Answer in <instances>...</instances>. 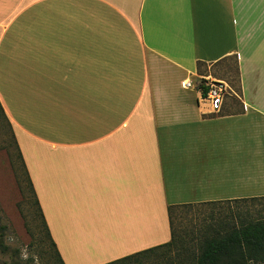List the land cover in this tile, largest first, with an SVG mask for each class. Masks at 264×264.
I'll list each match as a JSON object with an SVG mask.
<instances>
[{
	"label": "crops",
	"instance_id": "0c3cea01",
	"mask_svg": "<svg viewBox=\"0 0 264 264\" xmlns=\"http://www.w3.org/2000/svg\"><path fill=\"white\" fill-rule=\"evenodd\" d=\"M0 52L63 264L167 243L170 205L264 197V0H0ZM229 58L240 108L214 114L183 83Z\"/></svg>",
	"mask_w": 264,
	"mask_h": 264
},
{
	"label": "rangeland",
	"instance_id": "374dc122",
	"mask_svg": "<svg viewBox=\"0 0 264 264\" xmlns=\"http://www.w3.org/2000/svg\"><path fill=\"white\" fill-rule=\"evenodd\" d=\"M32 11L42 12V4L36 5V10ZM2 61L0 52V64ZM196 73V79L190 80L191 89L202 92L201 86L205 82L219 81L225 86L222 104L227 101L230 109L239 110L235 96L239 93V86L234 59H225L212 65L196 64ZM17 86L5 83L0 72V92L5 100ZM207 104L210 106L208 102ZM221 106L217 111H213L211 106L210 108L215 114L220 112ZM30 184L11 127L0 112V264H59ZM257 198L254 201L235 199L237 201L226 200L215 204H194L176 208L171 218L175 242L169 249L156 251L142 259V264H175L183 254L186 255V250L194 251L202 238L218 223L226 220L236 222L237 217L246 214L264 215V199Z\"/></svg>",
	"mask_w": 264,
	"mask_h": 264
},
{
	"label": "trees",
	"instance_id": "16d2710c",
	"mask_svg": "<svg viewBox=\"0 0 264 264\" xmlns=\"http://www.w3.org/2000/svg\"><path fill=\"white\" fill-rule=\"evenodd\" d=\"M198 64L204 65V63H198ZM236 72H237V67H236ZM237 80H238V72H237ZM204 82L205 81H202V83ZM238 86H239V81H238ZM201 89L203 94H205L207 91V87L201 86ZM0 112L5 117V114L1 106H0ZM16 147L19 153L20 160L23 164L25 173L27 175L17 144ZM256 199L258 198L253 197L248 199H237V200L254 201ZM261 199H264V197H261ZM215 203L216 202H203V203H195V204H215ZM36 204L38 206L39 213L43 221V225L47 232V236L50 239V242L54 248L56 259L59 264H63L54 246V243L50 238L37 199H36ZM192 205L194 204L187 203L181 205H170L167 207L168 224L170 229V240L167 243L124 256L120 259L105 264H120L122 262L126 264H130L132 262L136 264H142V259L148 258L149 255L155 253L156 251H160V250L163 251V249H169L175 242V236H174V231L172 228V220H171L173 211L176 208L190 207ZM237 218L238 220L236 222H230L229 220L228 221L226 220L223 221V223H218L217 225L213 226V228L208 232V234L202 238V241L197 244L196 247L197 250L195 249L194 251L191 252L184 250L186 252V255L183 254V257H181L175 264H264V215L251 216L250 214H246L242 217H237ZM154 264H159V263H154ZM160 264H168V263L164 262Z\"/></svg>",
	"mask_w": 264,
	"mask_h": 264
},
{
	"label": "built area",
	"instance_id": "2783aa9c",
	"mask_svg": "<svg viewBox=\"0 0 264 264\" xmlns=\"http://www.w3.org/2000/svg\"><path fill=\"white\" fill-rule=\"evenodd\" d=\"M183 86L185 88H190L192 87V83L189 79H186L183 83ZM204 86L207 87V91L205 94L203 92H198L200 95V99L202 101H206L210 104L212 107L213 111L219 110L223 97H224V91H225V86L221 82H205Z\"/></svg>",
	"mask_w": 264,
	"mask_h": 264
}]
</instances>
